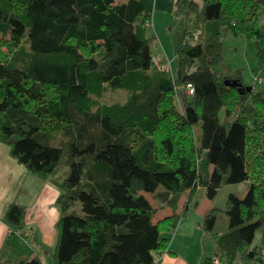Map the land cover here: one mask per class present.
<instances>
[{
  "label": "trees",
  "instance_id": "obj_1",
  "mask_svg": "<svg viewBox=\"0 0 264 264\" xmlns=\"http://www.w3.org/2000/svg\"><path fill=\"white\" fill-rule=\"evenodd\" d=\"M154 2L0 0V142L61 190L54 264H161L163 234L199 204L194 196L215 199L224 182L247 180L246 196L230 193L204 215L215 253L201 264H264V93L242 69L213 67L225 37L249 33L264 73V0H177L172 72L148 33ZM109 89L126 90V101L102 103ZM62 165L65 177H54ZM149 195L174 213L156 220ZM222 211L229 228L215 231ZM26 215L12 202L3 219L22 231Z\"/></svg>",
  "mask_w": 264,
  "mask_h": 264
},
{
  "label": "crops",
  "instance_id": "obj_2",
  "mask_svg": "<svg viewBox=\"0 0 264 264\" xmlns=\"http://www.w3.org/2000/svg\"><path fill=\"white\" fill-rule=\"evenodd\" d=\"M154 4L153 20L149 27H156L157 35L162 38L157 25L160 23L159 28L164 37H167L172 33L171 29L175 30L172 23L174 24L177 19L173 18L171 13L176 10L177 0H155ZM177 23L179 28L182 22L177 21ZM54 177L61 178V174L58 172ZM60 194L61 190L51 179L30 172L11 155L9 145L0 142V264H19L22 260H29L35 256H40L43 264H54L53 254L58 242V221L62 215L57 203ZM149 197L158 207L156 220L174 213L171 206L153 199L151 195ZM188 197V193L182 195L178 211L183 209ZM198 199L199 204L181 220L176 232L163 234L170 236L171 241L168 251L157 252L161 264H201L204 261V253L201 249L204 237L200 235V233L205 235L202 220L214 206L215 201L204 191L201 192L200 197L194 196L192 203ZM12 202H19L27 207L25 230L11 231L10 226L3 219L6 208ZM194 211L198 214L199 222L192 228L190 216ZM29 230L30 233L27 234ZM193 237H196V242L193 241Z\"/></svg>",
  "mask_w": 264,
  "mask_h": 264
},
{
  "label": "rangeland",
  "instance_id": "obj_3",
  "mask_svg": "<svg viewBox=\"0 0 264 264\" xmlns=\"http://www.w3.org/2000/svg\"><path fill=\"white\" fill-rule=\"evenodd\" d=\"M171 16L177 19L178 22H182L180 27H178L177 21L172 25L176 29H182L184 27V18L175 15V12L171 13ZM158 25V32L161 33L162 38L157 35V28L154 26H150L148 28L149 34H156L157 41L153 44L154 54L156 55V60L160 64V69L168 68L171 72L172 70L178 69V57L176 53L175 47V30L171 29L170 34L167 37H164L161 29ZM160 30V31H159ZM162 39V40H161ZM224 61H219L217 58L213 61V67L218 71H225L227 74L230 69H242L244 73V78L247 83L253 85L255 91H262L264 93V73H262L258 66V57H257V46L255 43V39L248 33L244 34L240 37H236L233 34H229L224 39ZM164 62V63H163ZM168 63V65L166 64ZM128 97V92L124 89L112 90L109 89L105 96L101 99L102 103L105 104H113L115 102H124ZM196 130L198 135L201 134V125L200 128L197 125ZM67 168L66 165H62L60 168V173L63 176V173H66ZM65 177V176H63ZM251 186V180L239 182V183H223L220 187L217 196L214 199V206H218L220 208H225L227 197L230 193H235L241 197L246 196ZM203 192V191H201ZM201 194L200 192L198 193ZM198 195V196H199ZM213 206V207H214ZM193 209V208H192ZM197 212H192L190 216V222L192 224V228L198 225ZM229 228V217L226 212L222 211L219 213L218 221L215 226V231L227 230ZM190 233V229H188ZM262 230H258L256 233V238L253 244H260L262 240ZM203 236V244L202 251L204 253V259L208 256H212L215 253V243L213 239L210 238L206 233ZM198 236V235H197ZM193 241L196 242V237H193ZM197 256V255H195Z\"/></svg>",
  "mask_w": 264,
  "mask_h": 264
},
{
  "label": "built area",
  "instance_id": "obj_4",
  "mask_svg": "<svg viewBox=\"0 0 264 264\" xmlns=\"http://www.w3.org/2000/svg\"><path fill=\"white\" fill-rule=\"evenodd\" d=\"M188 90H189L190 93H193L194 88H193L192 84H189V89ZM11 231H13V230L11 229ZM29 233H30V230L27 231V234H29ZM262 255L264 257V248L262 249ZM214 264H223V261L220 258H214Z\"/></svg>",
  "mask_w": 264,
  "mask_h": 264
},
{
  "label": "water",
  "instance_id": "obj_5",
  "mask_svg": "<svg viewBox=\"0 0 264 264\" xmlns=\"http://www.w3.org/2000/svg\"><path fill=\"white\" fill-rule=\"evenodd\" d=\"M227 83L229 85H241V83H239L237 80H234V81H230L228 80ZM249 90H252V87H248Z\"/></svg>",
  "mask_w": 264,
  "mask_h": 264
}]
</instances>
